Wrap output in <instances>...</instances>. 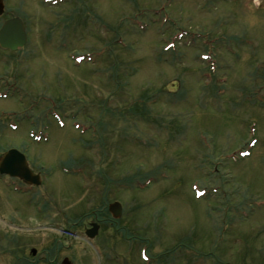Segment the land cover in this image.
<instances>
[{
	"label": "rangeland",
	"instance_id": "rangeland-1",
	"mask_svg": "<svg viewBox=\"0 0 264 264\" xmlns=\"http://www.w3.org/2000/svg\"><path fill=\"white\" fill-rule=\"evenodd\" d=\"M4 3L28 40L0 48V155L40 129L56 174L38 209L0 184V264H264V0Z\"/></svg>",
	"mask_w": 264,
	"mask_h": 264
},
{
	"label": "flooded vegetation",
	"instance_id": "flooded-vegetation-1",
	"mask_svg": "<svg viewBox=\"0 0 264 264\" xmlns=\"http://www.w3.org/2000/svg\"><path fill=\"white\" fill-rule=\"evenodd\" d=\"M6 52H9V51H6ZM13 77H15L17 79L18 75L17 73L15 72ZM1 80H3L4 84H6V86H10L9 84H7L9 81V77L8 75H6V73H4L3 75H1L0 77ZM17 90V88H16ZM14 115L13 114H0V133H2L4 130H6V128L9 126H11V123L14 122V121H11L9 118H12ZM15 123V126L13 128H17V127H20L21 126V123L17 124L16 122ZM45 133V132H44ZM47 133V132H46ZM43 135V131L42 130H37V131H34L33 133L29 134L31 137H35V141L38 142L37 139L40 138L39 135ZM29 139H31L29 136H28ZM33 139H31L32 141L31 142H28V141H25L23 142L22 145H16V144H10V145H6L5 148L2 146L1 148H4L1 149L3 150L1 152V155H0V158L11 148H16L17 150H19L22 154H24L25 156V159H26V163H27V166H28V169L32 172V174L35 176V175H40L41 176V179H42V183L50 176H54L56 174V169L53 168V170H51L50 174L47 175L43 173V171L41 169H36L35 166H36V161L38 162L39 160V156L37 155H33L32 154V145H35V142L33 141ZM34 144H33V143ZM32 146V147H31ZM20 158V155H15V158L18 159ZM42 166V165H41ZM37 167V166H36ZM44 167V166H42ZM44 176V177H43ZM42 183L40 185H34V184H31L29 182H27L26 180L20 178V177H12V176H9L8 174H1L0 173V184H2L4 187L6 188H11L13 189V191H16L18 193H21L23 194L24 196L25 195H30V202L33 203V205L35 206L36 209H38L39 205H40V202L42 200L41 196L42 194H40L39 192H37L38 190V187L42 185ZM35 221L34 223L32 224V226H28L26 223L25 226H22L20 224V228L21 227H24V229H34V231H36L38 228H41L42 227V224L41 222H39L38 219L41 218V213L38 212V213H35ZM93 222H90L89 223V227L86 228V230L88 228H90L92 226L93 223H98L100 225V229H101V226H102V223H104V219L103 218H100L98 214H95L93 213ZM6 214L5 213H2L1 210H0V223H3L4 224V227L6 228ZM16 224V223H15ZM15 224L13 226H15ZM22 230V228H21ZM6 240V234H0V243H3L4 241ZM16 239L13 240V242H15ZM19 261L21 260H25L26 258H23V255L22 256H19L17 258Z\"/></svg>",
	"mask_w": 264,
	"mask_h": 264
},
{
	"label": "water",
	"instance_id": "water-1",
	"mask_svg": "<svg viewBox=\"0 0 264 264\" xmlns=\"http://www.w3.org/2000/svg\"><path fill=\"white\" fill-rule=\"evenodd\" d=\"M4 12L3 0H0V15ZM27 42V32L25 29L24 22L19 17L8 19L3 23L0 28V47L2 49H9L12 51L22 47ZM15 155H20V158L16 159ZM0 173H6L10 176L20 177L27 182L40 185L41 179L39 175H33L28 169L25 156L16 149H10L0 159ZM109 212L115 219H119L123 215V207L119 201H114L109 204ZM99 224L93 223L92 227L86 230L88 238H94L99 232ZM32 253L36 255L37 250L33 249ZM63 264H70V261L65 258Z\"/></svg>",
	"mask_w": 264,
	"mask_h": 264
},
{
	"label": "trees",
	"instance_id": "trees-1",
	"mask_svg": "<svg viewBox=\"0 0 264 264\" xmlns=\"http://www.w3.org/2000/svg\"><path fill=\"white\" fill-rule=\"evenodd\" d=\"M80 168H81V167H76L75 169H70L69 172H71V170H73V172H76L77 170H80ZM130 181L132 182V179H130L129 182H130ZM155 181H156L155 178H153V180H151L149 183H151V182H155ZM106 212H107V211H106ZM102 218H103L104 220H106L105 217H102Z\"/></svg>",
	"mask_w": 264,
	"mask_h": 264
}]
</instances>
